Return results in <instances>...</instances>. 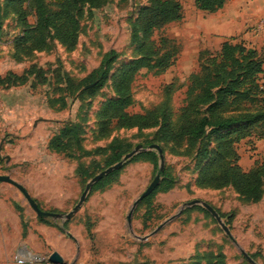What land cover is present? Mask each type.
<instances>
[{
	"label": "rangeland",
	"instance_id": "obj_1",
	"mask_svg": "<svg viewBox=\"0 0 264 264\" xmlns=\"http://www.w3.org/2000/svg\"><path fill=\"white\" fill-rule=\"evenodd\" d=\"M179 2L181 17L153 35L172 39L178 53L167 69H142L135 75L133 102L127 108L144 113L161 106L173 124L187 103L201 51L216 52L230 41L255 50L264 62V0H225L215 12L198 9L193 0ZM4 5L0 0V77L35 66L46 80L38 84L30 75L22 85L0 86V174L22 184L41 210L65 214L94 175L122 160L137 144L145 149L94 182L68 219L37 216L15 186L0 182V264H17L21 249L40 257L23 264H54L48 260L52 252L62 259L57 264H264V178L258 200L230 185L199 183L204 173L220 172L219 163L209 156L215 135L176 143L155 139L158 126L114 123L107 133L98 132L96 113L115 95L112 75L137 56L132 22L148 0H107L84 12L72 49L55 41L48 51L17 58L13 40L21 28L14 17L6 16ZM109 51L115 52V59L100 83L99 72H92ZM93 82L99 85L88 92L85 86ZM260 83L264 85V73ZM65 124L73 136L63 150L51 149L49 140ZM152 143L161 147L162 171L157 150L149 148ZM233 152L239 166L251 170L264 161V135L244 138ZM157 174L159 183L134 207L129 224L132 203ZM193 199L211 205L231 236L201 204L184 206Z\"/></svg>",
	"mask_w": 264,
	"mask_h": 264
},
{
	"label": "trees",
	"instance_id": "obj_2",
	"mask_svg": "<svg viewBox=\"0 0 264 264\" xmlns=\"http://www.w3.org/2000/svg\"><path fill=\"white\" fill-rule=\"evenodd\" d=\"M195 6L206 12L223 7L225 0H193ZM107 0H5V14L15 18L20 34L13 40L14 54L26 57L34 52L48 51L53 42L67 49L77 43L80 20L84 12L100 8ZM179 0H148L132 22L131 42L136 45L137 56L124 64L111 77L114 97L108 99L96 113L98 132L107 133L116 127L158 126L154 138L161 141L182 142L202 140L215 135V147L210 150V160L219 163L220 172L201 175L199 183L211 186H232L239 194L258 200L264 178V161L249 170H243L233 152L234 144L244 138L264 135V85L260 83L264 62L255 50L238 43L225 41L216 52L201 51L198 72L187 87V103L180 110L176 123H172L166 110L157 106L144 113H130L132 104L131 84L142 69L164 70L172 65L178 47L172 39L154 33L171 21L181 17ZM32 17V22L29 21ZM3 16L0 12V28ZM109 51L92 74L99 72L104 81L115 59ZM42 69L31 66L21 74L9 72L0 77V86L22 85L34 75L37 83L45 82ZM34 81V79H33ZM36 82V81H35ZM97 82L88 92L94 91ZM66 124L58 135L49 140L51 149L61 151L68 138L73 136ZM205 154V153H204ZM225 159H231L224 162Z\"/></svg>",
	"mask_w": 264,
	"mask_h": 264
},
{
	"label": "water",
	"instance_id": "obj_3",
	"mask_svg": "<svg viewBox=\"0 0 264 264\" xmlns=\"http://www.w3.org/2000/svg\"><path fill=\"white\" fill-rule=\"evenodd\" d=\"M93 83H90L88 85L85 86V88H89L91 87ZM150 149H155L157 150L158 154H159V159H160V164H159V170L162 171L164 168V158H163V154H162V150L161 147L156 144V143H152L149 145ZM145 148L141 145V144H137L133 150H131L130 152L126 153L124 155V158L118 162H116L115 164H113L112 166L107 167L106 169L100 171L98 174L94 175L90 182L85 186L84 190L82 191L80 198L78 200V202L75 204V206L72 208V210H70L69 212L65 213V214H61V213H54V212H48V211H44L41 210L37 204V202L30 196V194L27 192V190L25 189V187L18 183L17 181L13 180L11 177H9L8 175L5 174H0V182H6L9 183L13 186H15L24 196V198L27 200L28 204L31 206V208L36 212L37 216L39 217H51V218H62L64 217L65 219H68L72 216V214L78 210V208L81 206V204L83 203V201L85 200L88 191L91 187V185L98 181L99 179H101L104 175L108 174L109 172L118 169L122 166L123 162L126 159L131 158L133 155H135L137 152L144 150ZM159 175L157 174L153 180L149 183V185L146 187V189L138 196V198H136V200L132 203V206L128 212L127 215V220L128 223L130 224V220H131V214L133 212L134 207L144 198L146 197L148 194H150L153 189L157 186V184L159 183ZM195 204H201L207 211H209L215 218L216 220L220 223L221 227L223 228V230L225 231V233L228 236H231V233L229 231V229L227 228V226L221 221V218L219 216V214L217 213V211L208 203L206 202H201L199 199H193L188 201L184 206H192ZM181 213V210H179V212L177 214L172 215L170 218H168L167 220H165L162 224H160L155 230H153L148 236L153 235L154 233H156L164 224H166L169 220L173 219L174 217L178 216ZM241 253L246 256L248 258L249 261L253 262L251 260V258H249V256H247V254L244 251H241ZM48 260L51 263L57 264V263H62V259L59 256L58 253L56 252H52L49 256H48Z\"/></svg>",
	"mask_w": 264,
	"mask_h": 264
},
{
	"label": "built area",
	"instance_id": "obj_4",
	"mask_svg": "<svg viewBox=\"0 0 264 264\" xmlns=\"http://www.w3.org/2000/svg\"><path fill=\"white\" fill-rule=\"evenodd\" d=\"M40 259V257L32 253L31 251L27 249H22L19 256L16 257V261L19 264L25 263V262H32L34 260Z\"/></svg>",
	"mask_w": 264,
	"mask_h": 264
},
{
	"label": "crops",
	"instance_id": "obj_5",
	"mask_svg": "<svg viewBox=\"0 0 264 264\" xmlns=\"http://www.w3.org/2000/svg\"><path fill=\"white\" fill-rule=\"evenodd\" d=\"M22 250V249H21ZM21 250H20V253H21ZM20 253L18 254V256L20 255ZM16 259V258H15ZM16 261V260H15ZM16 263H17V261H16ZM26 263V262H25ZM17 264H19V263H17ZM23 264V263H22Z\"/></svg>",
	"mask_w": 264,
	"mask_h": 264
}]
</instances>
